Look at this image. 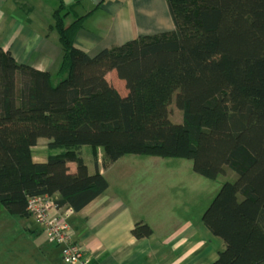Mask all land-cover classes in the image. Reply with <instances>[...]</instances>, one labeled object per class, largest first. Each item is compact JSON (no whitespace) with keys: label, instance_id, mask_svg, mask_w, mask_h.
I'll list each match as a JSON object with an SVG mask.
<instances>
[{"label":"trees","instance_id":"obj_1","mask_svg":"<svg viewBox=\"0 0 264 264\" xmlns=\"http://www.w3.org/2000/svg\"><path fill=\"white\" fill-rule=\"evenodd\" d=\"M165 1L172 30L90 56L74 37L91 11L77 15L56 0L54 74L0 48V206L28 216L27 199L47 194L81 210L107 188L96 163L88 172L84 146L101 148L105 165L124 155L186 159L208 179L235 174L201 217L224 244L210 264H264V0ZM112 70L124 95L106 78ZM172 102L181 123L169 117ZM40 138L43 163L32 160ZM151 232L141 222L131 230Z\"/></svg>","mask_w":264,"mask_h":264},{"label":"crops","instance_id":"obj_2","mask_svg":"<svg viewBox=\"0 0 264 264\" xmlns=\"http://www.w3.org/2000/svg\"><path fill=\"white\" fill-rule=\"evenodd\" d=\"M84 1L88 8H84ZM43 2L0 0V48L8 50L18 63L54 74L61 51L57 33L50 28L52 22L41 16ZM62 2L75 4L77 15L91 11L74 37L75 45L90 56L136 37L174 28L165 0ZM50 3L56 6V0ZM54 8L50 6L52 12ZM109 77L122 84L123 91H117L124 95L123 81L113 70L106 78L114 86ZM47 143L40 138L32 147L34 162L46 161ZM85 150L79 149L88 172H94L96 163L107 188L75 211L68 222L91 264H210L217 258L224 244L202 224L205 206L197 208L199 193H188L190 178H195L188 163L124 155L105 165L101 148ZM67 166L74 172V162ZM136 222L147 224L151 234L136 238L131 233ZM0 264L66 263L60 247L47 241L44 230L31 217L11 215L0 206Z\"/></svg>","mask_w":264,"mask_h":264},{"label":"built area","instance_id":"obj_3","mask_svg":"<svg viewBox=\"0 0 264 264\" xmlns=\"http://www.w3.org/2000/svg\"><path fill=\"white\" fill-rule=\"evenodd\" d=\"M26 210L46 234L47 241L60 247V256L66 264H91L89 256L74 239V231L68 219L74 213L70 207H59L52 196L47 194L27 199Z\"/></svg>","mask_w":264,"mask_h":264},{"label":"rangeland","instance_id":"obj_4","mask_svg":"<svg viewBox=\"0 0 264 264\" xmlns=\"http://www.w3.org/2000/svg\"><path fill=\"white\" fill-rule=\"evenodd\" d=\"M50 2H52V0H44L42 10H41L42 11L41 16L48 23L52 22L51 21L52 20L51 19L52 9H50V6H51V8L55 7V5H51ZM82 4H83L84 8H88L89 3L84 1V3H82ZM70 20H71V18L67 17V19H65L66 24ZM109 80L111 82H113L114 87L118 91H120V92L123 91V86L120 82L115 81L114 78H111V77H109ZM169 117L172 120V122H174V123H181L182 122V112L174 106L173 102L169 107ZM83 149H84V151H86L85 149H89V147L84 146ZM169 159H173L175 161H181V163H188L189 167L191 168V161L190 160L174 159V158H169ZM193 175L195 178H190L191 180L189 181L190 186L188 187V190H189L188 193L189 194L199 193V195L201 196V198H199V202L197 205L198 209H200L202 207V205L205 206L204 208H206L208 206V204L210 203L212 198L215 196V194L217 193V191L219 190V188L223 182L230 181V180H233L235 178V174L231 171H228L225 175H223V174L218 175L215 179H208V178L200 176L196 173H194ZM202 198L204 199V201L201 200Z\"/></svg>","mask_w":264,"mask_h":264}]
</instances>
